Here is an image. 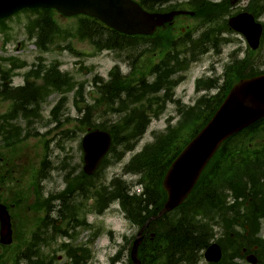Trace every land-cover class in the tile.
<instances>
[{
    "label": "trees",
    "instance_id": "16d2710c",
    "mask_svg": "<svg viewBox=\"0 0 264 264\" xmlns=\"http://www.w3.org/2000/svg\"><path fill=\"white\" fill-rule=\"evenodd\" d=\"M146 8L156 10L157 4L164 0H139ZM229 3V0H227ZM193 8L197 11V15L208 21H214L215 17L219 18L218 24L225 22L221 18L225 15L228 5L224 4L221 7L215 4H210L207 1H200L192 3ZM177 4L171 6L172 9L176 8ZM253 11H260L261 7L256 4L251 7ZM33 13H38V18L29 20L27 29L30 38H36L37 45L41 51L48 49L49 45L54 41V38L59 36L64 40L74 38L79 41H87L90 43L96 52H101L105 49H112L124 51L128 49H135L141 42L151 41L149 37L143 36H128L121 34L115 30L106 27L99 20L89 16H79L75 29L62 28L54 18V10L52 9H35L30 10ZM219 11V12H218ZM208 12V13H207ZM5 21H1L2 31L7 29ZM167 36H172L173 32H167ZM71 43L69 41L67 44ZM155 43V42H154ZM153 43V44H154ZM67 47H70L68 45ZM150 47V46H149ZM148 50H150L148 48ZM73 52L74 49H72ZM77 55L79 53L75 52ZM137 59V57H135ZM135 59V60H136ZM135 63L134 61L132 62ZM21 65V64H20ZM152 70H150L151 73ZM42 71H38L34 76L37 78L41 76ZM147 76L141 74L139 78L136 73H131L126 76L122 75L119 71L113 70L111 73V80L109 83H102L99 86L95 103L87 104L85 116L81 119L83 121V128H102L109 130L114 137L113 155L114 159L121 157L125 152L132 150L139 142L141 137L147 131L151 115H159L162 109H154L152 93L156 91V84L143 83ZM43 86L49 93L53 88H73L75 83L73 78L68 73H61L58 63L50 65L43 77ZM83 86V84H82ZM80 86V87H82ZM15 98L16 111H22V114L28 119L29 123H33L37 117V113L31 111L28 104L37 103L39 99H43V90L32 82H27L26 86L19 87L13 91ZM42 95H41V94ZM80 103L83 101V95L79 90ZM79 107V101L77 102ZM100 107H103L100 109ZM216 105L214 108H217ZM213 108V109H214ZM212 109V110H213ZM82 110L79 108V111ZM102 110V111H101ZM212 110H204L197 106L191 107L187 112V121L182 122L180 125L169 126L168 131L163 134H155V141L146 145L143 150L134 155L130 163L125 167L127 172L137 173L141 176V182L146 186V192L142 196H130L128 192L124 194V190H128L127 184L122 189L116 191H109L108 186H102L100 189L97 182L92 183L95 187L96 204L99 206L101 212L107 203V194L119 196L129 218L136 224H143L145 219L150 214L151 202L161 205L164 200V192L161 190V180L168 168L170 162L178 154L181 148L190 140L197 131H199L207 120L213 115ZM20 112H15L18 117ZM105 115L106 113L118 114L117 120L113 123L97 124L93 122L94 116L97 114ZM58 120V118H56ZM87 122V123H85ZM29 125V124H28ZM254 131L246 129L236 136L230 138L220 151L216 154L211 165L203 174L198 182L194 195L189 199L188 203L181 208L179 217H175L177 222L175 228L172 229L170 235H164L158 240L147 241L150 250L157 255L156 263L161 259L162 253L165 254V259L162 264L175 254L183 255V251L193 242H189V238L180 233L186 232L188 234L194 233L198 228L199 234L204 238L207 245L211 239V234L208 231L210 224L204 223L197 218L196 213L199 209H210L215 201L214 194L218 192L221 185L246 186L249 184L247 178L244 180L243 175H248V172L253 168L250 165L251 159L247 157L234 158L235 153L248 154L253 150L248 145L249 139L252 138ZM245 139V140H244ZM122 146L121 152L118 147ZM110 163L106 159L103 168ZM79 181L90 179L81 173ZM200 194V196H199ZM154 195V196H153ZM202 196V198H200ZM175 223V222H174ZM202 226V227H201ZM179 236L182 244H176L174 237ZM144 246V245H143ZM163 251V252H162ZM157 252H160L159 254ZM190 261L194 262L190 259ZM191 262V263H192Z\"/></svg>",
    "mask_w": 264,
    "mask_h": 264
},
{
    "label": "water",
    "instance_id": "95a60500",
    "mask_svg": "<svg viewBox=\"0 0 264 264\" xmlns=\"http://www.w3.org/2000/svg\"><path fill=\"white\" fill-rule=\"evenodd\" d=\"M55 8L65 15L78 13L95 16L109 26L127 33L151 34L156 26L170 22L181 11L165 14L145 11L133 0H0V19L23 8ZM230 26L244 33L253 47L258 43L262 26L251 14H240L230 20ZM264 116V75L243 80L232 89L207 126L186 146L173 162L163 182L168 200L160 215L179 205L195 185L219 145L231 134ZM111 145L106 131L94 130L83 139L85 171L93 174ZM138 239L135 243L136 249ZM219 251L207 257L219 259Z\"/></svg>",
    "mask_w": 264,
    "mask_h": 264
},
{
    "label": "rangeland",
    "instance_id": "374dc122",
    "mask_svg": "<svg viewBox=\"0 0 264 264\" xmlns=\"http://www.w3.org/2000/svg\"><path fill=\"white\" fill-rule=\"evenodd\" d=\"M247 1L242 2V4H246ZM59 19L61 25L68 26L69 24H72L74 21H70L65 18L56 17ZM189 21V24H192L191 19H187ZM11 28L8 31V37L9 42L8 46L10 49V54H13L15 56L20 57L21 59L28 60L29 63H32L34 61H37L36 56L38 55V51L33 45H27V46H19L18 41H22L25 39V29L24 25H21V22H9L8 23ZM68 24V25H67ZM179 24H186V20L183 19L179 22ZM73 25V24H72ZM71 25V26H72ZM6 35L0 34V46L3 43V38H5ZM62 41L59 38L55 39V43L53 44V49L46 53L44 55V58L47 63H50L55 60H60L62 62V69L65 71L70 72L74 75L76 80H89L93 79L94 75L99 74L100 76L107 77L109 74L110 69L115 64H120L122 66V69L125 72H128L130 70V65L127 63V61H121L119 58L115 56V53L105 51L103 53H96L94 48L86 41H78L74 40L73 44L74 46L84 52V55L80 58L74 56L69 51H63L61 49L57 48V43H61ZM1 48V47H0ZM228 52H230L232 49H227ZM1 53V50H0ZM141 53L140 50L136 51L134 55H137ZM151 53L143 54L140 57L139 65L145 66L146 64H149L150 61L148 59L151 57ZM227 60V56L223 58V61L221 63H224ZM207 65V64H205ZM202 65V66H205ZM203 68L196 67L189 73V78L186 81L184 85H182L178 91L181 93L184 88H187L189 92L194 90L193 81L196 76L201 75V71ZM20 78H16V82H20ZM86 90H90V87L88 86ZM72 93L69 94V100L67 101L66 108L71 109L72 115L76 116V111L73 107V99H72ZM59 98L58 94H54L51 97L48 98V101L46 104H44V112L45 117L47 118L49 115V110L52 108V105L57 101ZM88 100H91L90 96L86 97ZM186 100L188 97L185 98ZM174 107L169 106L165 116L160 121H154L152 123L151 128L149 131L145 134V136L141 139L139 142V146L135 149V151H139L146 143L152 142L154 140V131L155 130H164L163 128L167 124V120H165L166 117H170L173 114L176 113L173 111ZM177 118H174V121H176ZM77 122H74L73 124H68V127H76ZM45 130V129H42ZM84 133H80L79 131L76 132V137L68 142V145H66V152H72L75 153V158L77 160H80L81 151L78 149V145H80L81 139L83 137ZM43 139L42 138H32L29 139L24 147L22 149V153L25 155V160H22V163L24 165V172L26 175V178L28 180L29 175L31 174L32 165L33 162L37 161L41 156H43ZM62 150V148H60ZM56 147V142L50 143V151H51V158L54 155L55 161H57L56 157L58 156L60 160L64 157L65 152L60 151ZM134 152H128L126 154L125 159L107 169V178L110 180L115 174H121L123 165L128 161L129 158L132 157ZM50 158V159H51ZM31 160V161H30ZM55 173V177H58ZM134 179L136 180V177L131 176L128 177V179ZM59 180L58 178H55ZM117 207V206H115ZM90 222L94 225L95 228H102L103 233L96 238L94 243V249H95V257L94 261L91 264H109V258L112 254L116 252V250L123 244L122 235L126 232L129 233V235H132L136 232V229H134L130 223L124 218L121 211L118 210H110L105 215L96 216L95 214L89 215ZM109 230H113L114 234L113 237L108 233ZM118 264H128V260L125 257L121 262Z\"/></svg>",
    "mask_w": 264,
    "mask_h": 264
},
{
    "label": "flooded vegetation",
    "instance_id": "af4514ba",
    "mask_svg": "<svg viewBox=\"0 0 264 264\" xmlns=\"http://www.w3.org/2000/svg\"><path fill=\"white\" fill-rule=\"evenodd\" d=\"M214 34H221V30L217 29ZM238 35L240 34L234 33L233 35L232 42L237 44V47L234 49V51L236 55L241 56L240 54H243L242 57H245L243 49L241 51L238 49V46L242 43V37ZM209 36L211 37V35ZM217 43L218 45H221L222 40L218 38ZM230 44L231 42L223 43L222 49L220 50V55L225 51L224 46H229ZM249 51L250 50L246 48V54L249 55ZM226 56L227 55L222 56L221 60H223V58ZM248 198V204L252 203L254 206V210H252V206L250 205V209L253 212L254 221H256V218L258 217L259 221L261 222L260 228L256 233L254 231L241 234L239 231L233 232V234H237L233 235L236 238L233 239L232 242L227 243L226 247L228 248V252L224 253L221 261L218 264H264V185H253L252 191ZM237 221L238 223L240 222L239 219ZM236 227H239V225L236 224Z\"/></svg>",
    "mask_w": 264,
    "mask_h": 264
},
{
    "label": "bare ground",
    "instance_id": "6f19581e",
    "mask_svg": "<svg viewBox=\"0 0 264 264\" xmlns=\"http://www.w3.org/2000/svg\"><path fill=\"white\" fill-rule=\"evenodd\" d=\"M57 200L59 205L62 206L65 201V196L61 195L58 197ZM150 204H152V202ZM55 213H56L55 214L56 218H59L61 216L60 210ZM152 229L153 227H151V230ZM180 234L188 237L189 242H193V243H191L190 245H188L187 248L184 249L183 255L175 254L172 257H170L165 264H190L192 262L190 261V259L193 261H197L198 259H200L202 253L204 252L206 245H204L205 244L204 238L201 234H199L198 228L194 231V233L191 232V234H188L186 232L185 233L182 232ZM174 240L177 245L182 244V240L179 236H175ZM156 260H157V255H153V254H148L144 258V261L147 264H153Z\"/></svg>",
    "mask_w": 264,
    "mask_h": 264
}]
</instances>
